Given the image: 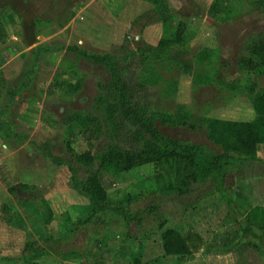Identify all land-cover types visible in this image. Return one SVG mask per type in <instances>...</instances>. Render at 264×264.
<instances>
[{
	"label": "rangeland",
	"instance_id": "1",
	"mask_svg": "<svg viewBox=\"0 0 264 264\" xmlns=\"http://www.w3.org/2000/svg\"><path fill=\"white\" fill-rule=\"evenodd\" d=\"M164 1L175 16L165 24L146 0H0V23L6 30L0 40V264L264 262V215L259 214L264 211V143L258 144L254 160L237 163L226 175L224 197L210 179L182 195L165 191L169 179L157 180L154 163L118 174L103 172L109 202L138 210L140 223L126 222L118 213H106L101 222L84 221L87 198L71 187L67 167L53 164L39 149L46 144L53 155L69 159L67 142L77 153L90 149L92 154L109 142L137 145V126L128 119L118 122L115 134L103 122L101 131L92 135L65 122L72 110L102 117L93 100L99 86L111 81L105 66L67 50L84 40L72 30L84 21L81 17L88 20L91 9L100 11L96 15L101 26H95L99 32L103 34L104 24L108 27L107 52H129L119 62L121 74L136 105L162 134L220 151L206 137V119L254 118L246 90L254 86L264 91V69L246 70L239 59L252 39L264 37V0ZM178 19L186 24L179 44L160 50L158 58L133 53L138 47L155 48L163 30H175ZM100 41L109 43L107 37ZM89 49L107 53L98 46ZM184 64L189 67L181 70ZM181 110L189 116L185 123L162 121ZM21 184L32 188L23 190ZM43 199L67 214L57 211L45 223ZM156 204V217L140 212ZM253 208L259 227L250 224L255 236H242ZM167 228L189 238L190 256L163 254L161 233ZM227 249L239 250L237 259ZM251 249L258 251L252 260Z\"/></svg>",
	"mask_w": 264,
	"mask_h": 264
},
{
	"label": "trees",
	"instance_id": "2",
	"mask_svg": "<svg viewBox=\"0 0 264 264\" xmlns=\"http://www.w3.org/2000/svg\"><path fill=\"white\" fill-rule=\"evenodd\" d=\"M146 1L155 6L164 24L175 20L173 12L169 10V6H165L164 0ZM176 22L175 30H163V35L155 48L138 47L133 53H145L158 58L160 50L164 51L179 44L183 39L186 24L181 19ZM5 37L6 30L0 23V40ZM39 50L43 52L46 49L39 48ZM67 50H74L81 59L105 66L111 75V81L99 86V92L93 100L95 110H100L102 117L91 111L72 110L65 116L67 126L76 123L90 135L101 131L104 126L112 134H115L112 130L118 127V122H121V119H128L137 126L133 131L137 145L132 148L123 147L117 142H109L97 154H92L90 149L77 153L67 142L66 153L69 159H63L47 150L46 144L43 148L38 147L42 155L53 164L67 167L70 173L71 187L87 198L89 214L84 221L101 222L106 213H118L126 222L135 220L140 223L142 220L138 210L133 213L123 202L117 204L109 202L107 189L102 182L103 172L118 174L144 164L154 163L159 170L157 180L169 179V183H167L169 185L163 186L165 191L182 195L188 193L193 184L210 179L215 184V189L221 192L224 197L226 175L233 170L237 163L254 160L257 157V146L264 143V91L260 88L255 89L254 86H250L246 90V95L254 111L252 120L233 121L219 118L205 120L206 137L221 149L214 151L207 149L203 144L174 139L162 134L154 125L152 118L146 115L145 110L136 105L119 67V62L124 60L129 52L125 56H117L109 52L91 53L73 45L67 47ZM239 62L246 70L264 69V37L256 36L252 39L246 45L245 53L240 56ZM188 67V64H184L181 70ZM146 79H149L146 80L148 82L151 81L150 78ZM179 113L177 116H171L168 113L162 118V121L176 119L175 123H185L189 117L188 114L182 110ZM19 187L23 190L32 188L28 184H21ZM226 200L229 201L228 198ZM41 202L40 205H46L47 214L44 219L48 224L54 214L46 200L43 199ZM158 208V204L149 205L140 212L142 215H155L156 217ZM261 210L259 214L263 216L264 211ZM66 214L67 212H64L62 216ZM257 214V208H253L251 222L246 218L242 236L247 233L255 236V233L250 229V224L259 227L257 221H254L258 217ZM162 221L161 219L160 226L163 225ZM188 239L187 236L173 228L165 229L161 233L163 254L176 256L180 259L190 256L193 251L188 244Z\"/></svg>",
	"mask_w": 264,
	"mask_h": 264
},
{
	"label": "crops",
	"instance_id": "3",
	"mask_svg": "<svg viewBox=\"0 0 264 264\" xmlns=\"http://www.w3.org/2000/svg\"><path fill=\"white\" fill-rule=\"evenodd\" d=\"M100 11L99 10H95V9H91V10H88L86 12L87 16H88V20L87 18L84 16V17H81L80 19L81 20H84L82 23H79V24H75L74 25V29L72 30L74 32V34L77 36V37H80V38H83L84 40L83 41H79L78 44H75L73 46H76L78 47L79 49H82V50H85L87 52H91L93 51L92 49H89L93 46H98L100 47L101 49L103 50H106L107 52V47L110 46V49H111V44L109 42V40H111V38L108 36L109 32H108V27H105L106 25L104 24V28L102 29L103 31V34H101L99 31L98 28H96L95 26H101V24H97L98 22V16L96 15V13H99ZM89 17L91 18V20H89ZM92 21V23H91ZM101 37L104 38H108V44L107 43H104L103 41H100ZM81 45V46H80ZM99 53V52H98ZM72 71V70H71ZM74 72V71H73ZM46 200V199H45ZM46 202L48 203L49 207L51 208L52 212L54 215H56V212H58V214H63L65 212L66 209H60V210H56L53 206H52V203L49 201V200H46ZM253 231V230H252ZM254 232V231H253ZM256 232V231H255ZM254 232V233H255ZM238 251L237 249H232V250H226V253L229 252L231 254H234L235 255V259H237V256L236 254L238 255ZM251 260L253 259V257L255 258L258 254V251L256 252V250H254L253 252V249H251ZM256 252V253H255ZM264 252V251H263ZM255 255H254V254ZM253 256V257H252ZM259 256V255H258ZM261 256V255H260ZM260 256H259V259H260ZM230 257V256H229ZM232 258V257H231ZM264 258V256L262 257V259ZM234 259V257H233ZM238 263V261H236ZM263 261H261L260 264H264V262L262 263ZM248 263H250L248 261ZM233 264V263H232ZM252 264H257V263H252Z\"/></svg>",
	"mask_w": 264,
	"mask_h": 264
}]
</instances>
